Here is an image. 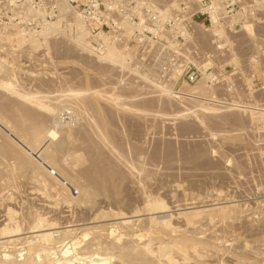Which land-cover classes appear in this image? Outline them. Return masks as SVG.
Wrapping results in <instances>:
<instances>
[{
	"label": "rangeland",
	"instance_id": "rangeland-1",
	"mask_svg": "<svg viewBox=\"0 0 264 264\" xmlns=\"http://www.w3.org/2000/svg\"><path fill=\"white\" fill-rule=\"evenodd\" d=\"M0 122V264H264V0H0Z\"/></svg>",
	"mask_w": 264,
	"mask_h": 264
},
{
	"label": "bare ground",
	"instance_id": "bare-ground-1",
	"mask_svg": "<svg viewBox=\"0 0 264 264\" xmlns=\"http://www.w3.org/2000/svg\"><path fill=\"white\" fill-rule=\"evenodd\" d=\"M7 89V88H6ZM30 101H32V100H30ZM22 112V111H21ZM20 113V112H19ZM18 114V113H17ZM21 115V114H20ZM0 128H5L8 132H10L13 136H15L17 139H19L27 148H28V150L29 151H27L30 155H33L38 161H40L43 165H45L46 167H48L47 166V164H46V162L45 161H43V158H42V156H43V151L45 150V147L47 146V143H48V140L50 139H55L56 137H57V133L54 131V130H49L48 132H47V134L45 135L46 136V138H47V141L41 146V148L40 149H38V150H33L29 145H27L26 143H24L16 134H14L11 130H10V128L8 127V126H6V125H3V123H1L0 122ZM15 143V142H14ZM17 147H18V145H17ZM21 148V147H20ZM26 152V151H25ZM26 152V153H27ZM64 181V180H63ZM45 235V234H44ZM51 236V235H50ZM50 236H48L47 235V237H50ZM41 238L40 239H42V235L40 236ZM44 237V236H43ZM36 238V237H35ZM34 238V239H35ZM38 238V237H37ZM44 238H46V237H44ZM43 238V239H44ZM48 239V238H47ZM55 239V238H54ZM56 241V240H55ZM95 244V243H94ZM98 244H100V243H98ZM0 245H1V243H0ZM104 245H106V244H104ZM96 246V245H95ZM100 246V245H99ZM98 246V247H99ZM86 249H88V248H86ZM93 249V248H92ZM95 249H96V247H95ZM113 249H115V248H113ZM109 250V249H108ZM97 251V250H96ZM106 253V252H105ZM43 254V253H42ZM95 255V254H94ZM106 255V254H105ZM110 255V254H109ZM138 256V255H137ZM40 257H42L41 255H40ZM43 257H44V255H43ZM47 257V256H46ZM96 257H98V256H96ZM131 257V256H130ZM98 258H100V257H98ZM126 258V257H125ZM133 258V257H132ZM131 258V259H132ZM136 258V257H135ZM37 259V258H36ZM104 259V261H105V258H103ZM145 259V258H144ZM40 260H42V259H40ZM40 260L38 259V262H40ZM100 260H101V258H100ZM107 260V259H106ZM129 260V259H128ZM137 260V259H136ZM140 260V259H139ZM92 261V260H91ZM103 261V262H104ZM9 262V261H8ZM100 262V261H99ZM10 263H12V262H10ZM51 263V262H50ZM55 263V261L52 263V264H54ZM58 263V262H57ZM107 263H108V261H107ZM106 263V264H107ZM15 264H16V262H15ZM47 264H49V263H47ZM92 264H100V263H92Z\"/></svg>",
	"mask_w": 264,
	"mask_h": 264
},
{
	"label": "water",
	"instance_id": "water-1",
	"mask_svg": "<svg viewBox=\"0 0 264 264\" xmlns=\"http://www.w3.org/2000/svg\"><path fill=\"white\" fill-rule=\"evenodd\" d=\"M5 133H7L12 140L19 145L21 148H23L25 151H29L28 148L19 140L17 139L15 136H13L10 132H8L5 128H1Z\"/></svg>",
	"mask_w": 264,
	"mask_h": 264
},
{
	"label": "built area",
	"instance_id": "built-area-1",
	"mask_svg": "<svg viewBox=\"0 0 264 264\" xmlns=\"http://www.w3.org/2000/svg\"><path fill=\"white\" fill-rule=\"evenodd\" d=\"M153 21H156L157 20V18H156V16L154 15L152 18H151ZM189 80H190V82H194L195 80H196V78H194V77H190L189 78Z\"/></svg>",
	"mask_w": 264,
	"mask_h": 264
}]
</instances>
